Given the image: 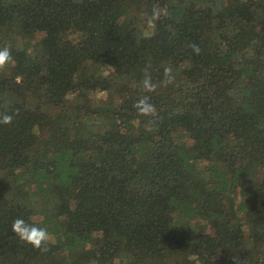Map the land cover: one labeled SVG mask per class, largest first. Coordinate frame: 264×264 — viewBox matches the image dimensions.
I'll return each instance as SVG.
<instances>
[{
  "label": "trees",
  "instance_id": "obj_1",
  "mask_svg": "<svg viewBox=\"0 0 264 264\" xmlns=\"http://www.w3.org/2000/svg\"><path fill=\"white\" fill-rule=\"evenodd\" d=\"M4 47L0 264H264V0H0Z\"/></svg>",
  "mask_w": 264,
  "mask_h": 264
},
{
  "label": "clouds",
  "instance_id": "obj_2",
  "mask_svg": "<svg viewBox=\"0 0 264 264\" xmlns=\"http://www.w3.org/2000/svg\"><path fill=\"white\" fill-rule=\"evenodd\" d=\"M162 15H167L166 9L154 8L152 15L146 18V27L149 29L155 28L156 21H158ZM143 35L148 36L149 33L145 31ZM191 47L196 54H199L200 49L198 45L192 44ZM12 60V49L10 47L0 49V70L4 69ZM170 83H172V78L171 69L169 67H165L164 78L158 84L153 83L151 78L148 76H146L145 80L142 82L144 90L148 92L156 91L159 86L166 87ZM134 107L140 115H156V107L154 104L150 103V98L147 96L140 98ZM11 121V115L7 113H0V123L9 124ZM12 232L15 233L21 241L32 245L34 248L42 251L48 250L47 244L50 242L51 237L46 227H39L35 224L26 222L22 218H17L12 224Z\"/></svg>",
  "mask_w": 264,
  "mask_h": 264
}]
</instances>
